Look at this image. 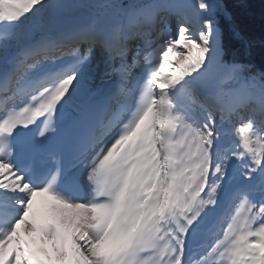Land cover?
<instances>
[{
  "label": "snow or ice",
  "instance_id": "obj_1",
  "mask_svg": "<svg viewBox=\"0 0 264 264\" xmlns=\"http://www.w3.org/2000/svg\"><path fill=\"white\" fill-rule=\"evenodd\" d=\"M69 6L0 0V264H264V72L225 59L226 10Z\"/></svg>",
  "mask_w": 264,
  "mask_h": 264
},
{
  "label": "trees",
  "instance_id": "obj_2",
  "mask_svg": "<svg viewBox=\"0 0 264 264\" xmlns=\"http://www.w3.org/2000/svg\"><path fill=\"white\" fill-rule=\"evenodd\" d=\"M220 1L232 17L221 21L226 57L264 71V0Z\"/></svg>",
  "mask_w": 264,
  "mask_h": 264
},
{
  "label": "bare ground",
  "instance_id": "obj_3",
  "mask_svg": "<svg viewBox=\"0 0 264 264\" xmlns=\"http://www.w3.org/2000/svg\"><path fill=\"white\" fill-rule=\"evenodd\" d=\"M99 1H102V0H68V3H69L70 6H69V8L67 9L65 15H73V14H75L76 12H78V9H77L78 6L80 7V9L84 10V12H83L82 15L79 16V17H74V18L67 19V20H64V19L62 18V20L60 21V26H61V27L70 26V27H74V28H76V27H78L79 25H82L83 22H84L85 19H86V16L89 15V14L86 12V9H85L86 6H87V4H88V3H90V4H92V3H98ZM124 1H127V2H126V5H127V6H130V7L133 6V5H135V4H139V3H142V2H143V0H124ZM106 2H107V0H104L102 3H100L99 5H97V7H100L99 10H98V12L96 13L97 15H98V14H99V15L103 14V11H101V13H99V11H100L102 5L105 4ZM211 2L214 3V4L219 5L222 9L225 10V8H224V6H223V3H222L220 0H211ZM94 7H95V6H94ZM112 11H113V10L110 9V8H104V14H111ZM90 12H91V11H90ZM226 12H227V11H226ZM97 15H95V16H97ZM92 18H93V17H92ZM92 18H91V19H92ZM91 19H90V20H91ZM90 20H88V22H89ZM67 21H68V22L70 21V23H67ZM88 22H87V23H88ZM87 23H86V24H87Z\"/></svg>",
  "mask_w": 264,
  "mask_h": 264
},
{
  "label": "rangeland",
  "instance_id": "obj_4",
  "mask_svg": "<svg viewBox=\"0 0 264 264\" xmlns=\"http://www.w3.org/2000/svg\"><path fill=\"white\" fill-rule=\"evenodd\" d=\"M104 0H102V1H99L98 3H92V4H90V3H88L87 4V6H86V12L89 14V15H87L86 16V19L85 20H89L92 16H93V13H97L98 12V10H99V8L100 7H97V5H99L100 3H102ZM95 6V7H94ZM77 9H78V12H76L75 14H73V15H64L62 18L64 19V20H67V19H71V18H74V17H79V16H81L82 15V13L84 12V10H82V9H80V7L78 6L77 7ZM91 11V12H90ZM101 11H103V14H104V7H101V9H100V11H99V13H101ZM99 15V14H98ZM62 20V19H61ZM60 20V21H61ZM230 20H232V17L230 16V19L228 20V21H226V22H230ZM225 21V20H224ZM88 22V21H87ZM67 23H70V21L68 22L67 21Z\"/></svg>",
  "mask_w": 264,
  "mask_h": 264
}]
</instances>
